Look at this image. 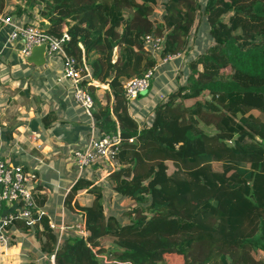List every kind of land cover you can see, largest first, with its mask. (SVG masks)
<instances>
[{"label":"trees","instance_id":"trees-1","mask_svg":"<svg viewBox=\"0 0 264 264\" xmlns=\"http://www.w3.org/2000/svg\"><path fill=\"white\" fill-rule=\"evenodd\" d=\"M8 2L0 0V12L12 15ZM198 6L197 0L17 5V16L29 17L23 24L46 19L47 32L68 34L65 50L91 75L83 83L94 99L96 131L118 125L122 135L107 178L132 203L105 213L103 184L81 174L63 201L72 212L66 224L82 221L87 235L64 231L58 240L45 215L32 224L56 264H107L100 253L111 264H166V254L181 256L180 264H264L252 241L264 238V0H205L211 42L189 58L185 81L155 105L150 124L139 127L124 96L125 77L187 49ZM148 33L164 36L157 56L145 47ZM94 80L108 86L104 101ZM83 190L89 199L78 195ZM38 191L35 200L43 203Z\"/></svg>","mask_w":264,"mask_h":264},{"label":"crops","instance_id":"crops-1","mask_svg":"<svg viewBox=\"0 0 264 264\" xmlns=\"http://www.w3.org/2000/svg\"><path fill=\"white\" fill-rule=\"evenodd\" d=\"M11 1L7 7L12 11L13 21L22 23L28 16H17L15 9L19 0ZM197 1L199 6L186 33L190 47L187 46L178 56L159 64L147 91L127 100L128 111L139 127L150 124L155 105L185 81L189 56L209 44L208 34L199 40L201 19L196 18L198 12L202 13L205 0ZM202 17L205 21L203 13ZM10 30L11 25L0 22V152L8 160L20 163L32 171L35 176L34 187L37 186L38 192L44 196L43 203L37 204L44 211L47 221L66 224L72 212L64 207V196L79 177L71 159V151L87 139L91 117L74 100L72 90L62 79L59 56H46V62L41 65L28 61L27 56L21 53L23 41L20 38L11 40ZM94 81L95 85L101 87L102 97L108 86ZM101 100L104 101V97ZM107 174L108 171L97 166L82 173L93 178L95 183L103 184L105 213L118 214L113 209L109 212L105 210L107 193L111 205L113 202L120 204L119 200L113 198L116 194L110 188L111 181ZM106 187L108 191H105ZM78 195L83 196L82 199L90 198L89 192L84 190ZM128 202L126 200L125 206L132 203L130 200ZM76 208L79 210V206ZM77 214L80 216L79 212ZM50 254L41 250L32 230H23L22 233L16 231L13 242L5 247L0 245V264H27L30 261L33 264H52ZM169 255H165L166 259L170 258ZM100 256H103L107 264L113 263L104 253H100ZM173 256L180 264L181 256Z\"/></svg>","mask_w":264,"mask_h":264},{"label":"built area","instance_id":"built-area-1","mask_svg":"<svg viewBox=\"0 0 264 264\" xmlns=\"http://www.w3.org/2000/svg\"><path fill=\"white\" fill-rule=\"evenodd\" d=\"M0 22L11 25L9 38L15 40L20 38L23 41L21 53L28 56L33 46L45 44V55H58L61 62V76L72 90L74 100L80 104L90 115L89 134L87 139L81 145L71 151V159L77 168V174L80 176L83 171L93 166L102 168L105 171L114 169L117 166L116 155L122 135L118 125L115 130L103 131L100 134L96 131L95 120L92 109L94 108V99L92 94L83 83V78L90 77V72L82 73V66L77 59L69 54L64 48V41L68 34L64 32L61 36H56L45 30L46 19L36 24H23L13 21L10 13L0 12ZM145 47L153 56H157L163 47L164 36L148 33L144 36ZM180 52L167 53L161 56L156 64L147 68L140 76L125 77L122 80L124 96L126 100L138 97L147 91L155 70L159 64L164 63L176 56ZM86 66V65H85ZM91 81H89L90 83ZM95 81H93L94 83ZM35 176L31 170L26 169L22 164L8 160L0 152V245L7 246L14 241L16 231L22 233L20 225L28 224L27 229L32 230V224L39 220L44 211L38 206L35 200L34 187ZM34 212L38 217H34ZM20 224H17L18 221ZM50 228L57 230L58 240L64 231H74L87 235V229L83 222L72 224H56L54 221H48ZM57 246V245H56ZM50 262L55 264L54 253L49 255Z\"/></svg>","mask_w":264,"mask_h":264},{"label":"rangeland","instance_id":"rangeland-1","mask_svg":"<svg viewBox=\"0 0 264 264\" xmlns=\"http://www.w3.org/2000/svg\"><path fill=\"white\" fill-rule=\"evenodd\" d=\"M9 2H13V1H11V0H9ZM21 5V4H23L22 6H24L25 5V0H19V3H18V5ZM10 12H12V11H10ZM34 12H36V11H34ZM198 17L201 19V21H199V26H200V33H199V40L201 41V40H203V38L208 34V37H209V39H210V36H209V31H207V26H208V23L206 22V20L204 21L203 20V17H202V13H197V18H196V20L198 19ZM210 42H211V40H209V44H210ZM188 47H190V41L188 42V45H187ZM200 51H202V50H200ZM199 51V52H200ZM193 51H190V53H192ZM198 53V52H197ZM196 53H194V54H191L190 56H189V58L190 57H192V56H194ZM185 72H187V70L185 69ZM153 84L155 85V81L153 82ZM202 126L206 129V130H208V131H213L214 130V128H213V126H207V125H205V124H202ZM110 183V188H112V185H111V183L112 182H109ZM169 184H171L172 186H173V190H174V185L172 184V183H169ZM109 190V188L108 187H106L105 188V191H108ZM110 190H112V189H110ZM172 190V191H173ZM115 194H116V196L115 197H113L114 198V200H119L120 201V204L118 205V203H115L114 204V202L112 203V205H111V203H109L110 202V198H109V196H108V193L106 194V198H105V210L107 211V212H109L110 211V209L112 210H115L117 213H120L122 210H123V208L125 207V205H126V199H125V197L124 196H122V195H120V194H118V193H116L115 192ZM108 214V213H107ZM34 232H32V234H33ZM253 242H254V251H255V255L258 257H261V258H263V260H264V247H262V245H261V243H263L264 242V238L262 237L261 238V241H257V239H255V238H253V240H252ZM94 250H96V248H94ZM105 254V253H104ZM100 255V254H99ZM106 255V254H105ZM166 255H168V254H166ZM170 256V258L168 257L167 259H166V262L168 263L169 261H172L173 260V264H179V263H177L178 261H176V258H175V256H173V255H169ZM107 257V256H106ZM180 258V257H179ZM165 262V263H166ZM56 264V263H55Z\"/></svg>","mask_w":264,"mask_h":264},{"label":"water","instance_id":"water-1","mask_svg":"<svg viewBox=\"0 0 264 264\" xmlns=\"http://www.w3.org/2000/svg\"><path fill=\"white\" fill-rule=\"evenodd\" d=\"M27 60L37 65L44 64L46 62L45 44L33 46L31 53L27 56Z\"/></svg>","mask_w":264,"mask_h":264}]
</instances>
